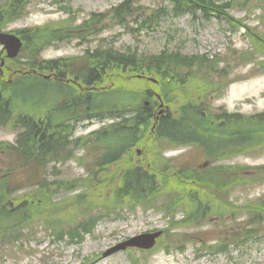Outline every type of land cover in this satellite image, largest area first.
Instances as JSON below:
<instances>
[{
  "label": "rangeland",
  "instance_id": "obj_1",
  "mask_svg": "<svg viewBox=\"0 0 264 264\" xmlns=\"http://www.w3.org/2000/svg\"><path fill=\"white\" fill-rule=\"evenodd\" d=\"M3 1L7 3L0 0V6ZM26 1V14L4 32L50 25L52 29H74L80 36L67 41L48 33L52 40L41 59L74 58L73 67H78L86 52L93 55L97 48L109 46L136 57L176 53L190 66L177 74V87H168L162 93L167 117L175 120L192 106L204 114L196 113L201 118L198 130L181 127L183 133L163 141L165 137L156 134L159 125L153 128L154 112L147 127L142 126L140 140L128 144L129 150L116 159L113 152L124 131L113 139L108 136L111 127L104 130L103 122L80 118V108L75 107V115L70 113L66 107L71 103L63 102L67 89L57 87L52 75L46 80L50 74L47 70L22 68L19 72L20 62L9 64L3 81L8 111L0 113V149L16 141L17 128L27 116L45 118L48 134L65 140L80 139V143L72 147L69 158L62 153L60 162L48 165L43 189L0 191V264H264V208L256 203L264 197V180L252 178L255 172L264 177V170H256L264 166V145L255 146L264 142V116L253 118L264 112V0H226L218 3L220 11L212 7L209 18L199 12L175 13L170 0ZM124 1L136 11L119 20L112 10ZM93 15L104 19L86 24ZM81 25L83 28L77 29ZM86 25H96L94 32ZM4 56L0 47V61ZM109 82L103 80L101 86H93L104 91L111 87ZM123 84L122 78V89L144 88ZM148 84L146 89L158 93L156 86ZM93 93L81 97V105L90 113L109 101L103 99L109 95ZM145 98L137 96L139 102ZM51 108L56 111L50 112ZM207 125L212 128L209 132ZM100 128L98 134L91 135ZM249 141L255 146L253 157L236 158L239 145ZM163 148L167 149L165 154ZM170 157L175 158L166 159ZM188 165L196 177L188 191L175 197V210L191 207L199 217L163 236L153 251L127 249L102 256L132 236L167 227V221L154 208L145 212L128 204L127 199L120 203L110 199L121 175L135 167L171 180ZM0 167H4L3 162ZM78 178L85 180L76 184ZM10 201L19 203L9 207ZM18 208L20 213L15 212ZM16 215L23 220L19 224L16 219L10 222L5 218ZM89 218L91 223L96 220L90 234L79 241L66 235ZM252 219L261 220L262 225L246 227Z\"/></svg>",
  "mask_w": 264,
  "mask_h": 264
},
{
  "label": "trees",
  "instance_id": "obj_2",
  "mask_svg": "<svg viewBox=\"0 0 264 264\" xmlns=\"http://www.w3.org/2000/svg\"><path fill=\"white\" fill-rule=\"evenodd\" d=\"M6 1V4L4 3L0 6V31L5 29L8 24L20 20L26 14L25 7L28 4L26 0ZM170 1L175 13L188 12L195 14L199 12L207 17L209 14L208 12L212 11V7L217 6V10L220 11L221 8L218 3L226 0ZM132 11H136V7L132 6L128 1H124L114 8L112 13L116 18L122 20L124 16L131 15ZM222 15H224V13H222ZM103 19L104 17L101 15H93L86 24H98L102 22ZM95 26L96 25H86L88 30H91V33L94 32ZM81 28H83V25L77 29ZM97 29L100 30L99 25H97ZM16 32L24 40L22 59L8 61L3 68H0V113L8 111V104L4 102L3 97V91L5 88L3 81L6 79V68L9 64L16 65V62H20L19 64L22 65L21 67L18 66L19 71H21L20 69L22 68L30 70L36 69L38 71H43L48 68L59 71L61 66L60 62H46L40 58L41 52L48 47L47 45L52 40V37H48V33L59 36L58 38L60 40L66 39L69 41L73 40V38H80V36L74 34V29L65 26L52 29V26L47 25L43 28L35 27L31 29H19ZM33 40L36 42L33 43ZM85 57L83 63L80 64V71L81 73H88L86 77H82L85 79L86 84L91 85L93 80L95 83L101 84L100 82L106 80V77L111 74V80L109 82L111 83V88L102 92V94H104L102 96L109 95L108 97H103V99H108L109 101L99 104L94 107V110L98 111L109 107V110L114 117H124L117 119L118 121L111 126L110 134L108 135L110 138L116 139L115 135L124 131V137H119L122 138V140L120 145L117 146V151L113 152V156H116L115 158L117 159L119 156H124V152L126 153L129 150L128 144H133L135 141L140 140L139 135L143 134L140 133L142 132V126L147 127L150 122V117L152 116L150 107L147 108L140 105L133 90L129 93L125 91L122 92L121 79L123 78V75L124 80L128 79L125 71L123 74V69L127 68L133 73H144L145 75L158 79L160 85L156 89L162 96V93L165 94L166 88L178 86L177 74H180L183 67L190 66V62H186L176 53H163L159 56L147 57L142 55H140V57L125 55V53L115 51L112 46L98 48L90 58L89 56ZM122 94H124V100L122 99ZM127 98L129 99L128 103L125 101ZM197 112H199L198 107L192 106V108H185L184 111L180 112L178 118L175 120L169 116L162 117L157 124L159 125V129L156 131V134L170 139L172 136H175L176 133L184 132L181 127H184L189 131L198 130L200 125L198 122H200L201 118L197 116ZM195 116H197V120H194ZM261 116H264V113L257 114L256 117L253 118ZM22 118L20 127L23 131L19 134L16 144L8 146L6 149L7 154L10 156L11 165L14 167L16 174L13 175L12 173L7 172L6 177H0V190L5 188H7V190L9 189V181L13 180V176H16L15 178L17 180V186L14 189L15 191L28 187H41V189H43L44 182L46 181L44 175L47 165L50 162H56L59 160L61 158L59 150L63 151L68 147V142L65 140L64 142H60V140L57 139V136L53 138L46 137L44 120H38L36 119L37 117L30 118L28 116ZM203 123H206V121ZM206 129L207 132L212 130L208 125L206 126ZM125 141L127 143L124 146ZM243 143L239 145L236 154L251 152L253 149L255 150L256 145H264V142L255 144V146L252 145L251 141L246 144ZM250 145L254 147L252 148ZM20 177H23L22 181L20 180ZM195 177L196 174L178 171V173L173 176V179L168 180L161 174L155 172L143 173L139 168L130 167L123 173V175H121V180L117 188L114 189V193L111 195L110 199H120L124 197L128 199V204L130 205H139L144 209L153 207L168 215L169 213L171 214V211L176 206L175 197L181 192L188 191L193 186L192 184ZM169 181H172L173 184L169 185ZM161 195L167 197V200L162 205L157 206L154 204V201ZM17 203H19V201ZM182 209L184 211V223H189L198 217V215L193 214L191 207H182ZM4 210L5 208H2V211ZM24 210L26 211L28 209ZM17 211L19 212L20 208L15 212ZM16 216L15 218L5 216V218H8L7 221L10 222H13V220L16 219L15 222L18 224L23 221L21 216ZM256 225H262V221L252 219L249 226ZM81 227L83 233L90 232L91 230L86 229L85 225H81ZM4 228H6L5 225H3V229ZM90 228H92V226ZM75 238L78 240L81 239L82 233L78 232Z\"/></svg>",
  "mask_w": 264,
  "mask_h": 264
},
{
  "label": "water",
  "instance_id": "obj_3",
  "mask_svg": "<svg viewBox=\"0 0 264 264\" xmlns=\"http://www.w3.org/2000/svg\"><path fill=\"white\" fill-rule=\"evenodd\" d=\"M0 44L4 46L7 51V56L9 58H14L20 48L21 42L18 38L13 35L0 33ZM160 235V233L155 234H144L134 237L125 243L117 245L116 247L107 251L104 255H109L115 251L124 250L126 247H137L141 249L152 248L155 244V239Z\"/></svg>",
  "mask_w": 264,
  "mask_h": 264
},
{
  "label": "bare ground",
  "instance_id": "obj_4",
  "mask_svg": "<svg viewBox=\"0 0 264 264\" xmlns=\"http://www.w3.org/2000/svg\"><path fill=\"white\" fill-rule=\"evenodd\" d=\"M87 74H88L87 72H83L80 76H87ZM106 117H108V115ZM126 143L127 142L125 141L124 144H126Z\"/></svg>",
  "mask_w": 264,
  "mask_h": 264
}]
</instances>
